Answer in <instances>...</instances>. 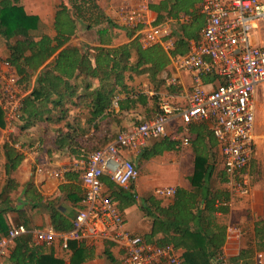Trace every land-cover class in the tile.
Instances as JSON below:
<instances>
[{
	"label": "crops",
	"instance_id": "1",
	"mask_svg": "<svg viewBox=\"0 0 264 264\" xmlns=\"http://www.w3.org/2000/svg\"><path fill=\"white\" fill-rule=\"evenodd\" d=\"M21 1L23 3V0H19L18 4L20 5L18 6H21L29 16L38 18L39 22L30 34L39 37L40 35H35L34 32L41 26L42 17L34 11L30 12V10L25 9ZM133 1L138 0H95L97 13L102 21L90 28H88V22H78L75 35L51 56L46 64L51 63L62 49H77L83 53L101 47L100 33H103L102 39L107 41L108 47H118L135 40L139 41L141 29L132 30L125 27L118 16L121 5L130 4ZM141 1H144L148 8L146 14L148 27H167L171 31L174 41V37L180 36L181 27L190 26V28L195 29L194 37L198 38L205 22L204 15L198 9V0ZM66 2L67 0H62L56 6L55 12L52 13L50 17L52 27L55 13L60 5L67 4ZM92 30H94L93 36L88 35V32ZM47 35L51 38L55 36L53 28L52 33ZM194 37L188 43L194 41L196 39ZM165 52L168 62L157 74L152 76L148 72L141 74L126 72L123 80L126 88L114 98L113 110L111 112L106 111L94 120L89 114V108L85 109L84 107L86 102L83 95L93 92L99 86L98 81L89 78L83 79L81 76H77V73L74 75L75 78L71 80V84L76 88L79 99L73 98L76 105H68L64 120L51 124L42 120L26 132L20 133L17 127L20 125L18 121L12 127H8L3 118V125L0 126V194L5 188L8 178L13 182L8 189L10 210L2 215L7 232L10 228L19 224L22 225V223L26 224L31 233L52 228L51 215H56L60 220L69 223L83 208V188L79 176L82 169L81 164L85 158H75V156L70 155V147H74H68L70 139L73 140V143L76 141L77 144H81L83 150L94 147L108 137L114 139L119 132L144 123L157 113L158 109L150 100L153 96H158L159 100L168 98L180 108L186 105V95L191 87L190 74L175 70L172 66L173 57L169 51ZM7 55L6 42L0 38V61H6ZM130 61L131 63L135 61V54L131 55ZM12 71L16 74L13 68ZM39 71L31 76L28 88L21 87L24 97L30 93ZM170 78L178 79L179 85L175 87L167 85ZM218 82L219 80L214 76L202 78L203 88L206 91L212 90ZM22 85L24 84L22 83ZM117 90L119 91V88ZM135 94L146 96V105L136 104L128 111L119 112L116 101L124 99L125 95L134 99ZM58 112L56 110L55 113ZM181 127L179 119L177 117L172 118L165 127L166 137L147 140L140 153L121 152V156L132 161L138 169L137 179L130 185V190L126 192L130 196L131 203L125 198H121L118 193L121 188L106 175L102 176L107 181V183L102 181V193L109 196L114 202L124 220L126 230L151 244H161L173 237L177 238V235L173 234V230L166 227L168 232L158 231L154 234L151 232L153 219L157 216L151 199L158 202L162 209L171 208L176 200L175 196H156L154 193L156 188L169 186L174 187L177 194L180 192L182 195H193L199 191L200 196L205 192L208 193V197L216 196L213 202V207L216 209L214 211V223L225 229V240L221 253L224 255L226 263L254 264L255 254L264 252V184H254L250 176L249 195L240 197L231 194L228 188V177L223 170L222 162L219 169H215V165L211 162L212 152L217 151L220 155L218 144L212 135L211 123L202 121L189 125L187 132L189 144L187 146H183L181 141L171 139L172 135L181 131ZM59 130H61L60 134L58 133ZM58 137L65 138L66 144L61 150H58L54 145V139ZM256 137L255 135V143ZM10 138L15 141L14 146L23 158L19 166L7 176L4 171L5 156L2 145L5 142L10 144ZM153 152L155 154L150 155ZM197 157H203L207 160V175L204 174L202 180L193 178ZM251 161L247 166L248 172H250ZM39 168L44 170L38 172ZM60 169L66 170L62 179L48 176L45 172L46 170L57 171ZM206 176L208 178H205ZM225 178L226 181H224ZM200 196L197 197L196 212L202 211L203 217H205L203 212L205 202L200 199ZM1 201L2 199H0V204ZM162 220L167 225L170 223L166 218ZM190 226L194 227L195 225L191 223ZM229 227L237 229V239H229L227 234ZM56 233V238L50 245L37 244L32 238V246L30 247L36 255L52 254L63 264L120 263L122 251L111 241L90 239H82L81 242L69 241L67 249H63L60 233L64 232ZM5 235H0V237ZM13 247L14 243L10 246L1 264H13L8 259ZM175 249L183 260L184 250ZM110 258L113 262L109 260ZM214 264H218L216 259Z\"/></svg>",
	"mask_w": 264,
	"mask_h": 264
},
{
	"label": "built area",
	"instance_id": "2",
	"mask_svg": "<svg viewBox=\"0 0 264 264\" xmlns=\"http://www.w3.org/2000/svg\"><path fill=\"white\" fill-rule=\"evenodd\" d=\"M197 5L205 17L199 36L188 43L186 54L172 58L174 69L191 77L186 105L180 108L168 98L160 99L158 112L151 119L119 132L111 143L83 160L79 176L83 208L71 220V229L60 233L63 249H67L69 241L104 240L122 251L119 264H185L172 245L146 243L127 231L114 202L102 193L101 182L106 175L119 188L129 191L138 169L121 152L140 153L147 140L166 137L165 127L175 117L182 127L171 139L181 141L183 146L189 144V125L211 123L230 193L249 195L247 166L256 150L257 88L264 85V0H198ZM147 11L145 2L138 0L121 5L118 16L125 27L141 29L142 48L160 45L165 51L172 50L171 31L163 26L148 27ZM206 76L219 80L210 91L203 88L202 78ZM167 85L175 87L179 81L170 78ZM23 98L18 77L6 61H0V109L8 127L18 121ZM43 170L39 168L38 172ZM65 171L45 172L62 179ZM154 193L158 197H173L176 189L159 187ZM26 233V228L19 224L0 237V264L14 240ZM31 234L35 243L50 245L57 233L50 227ZM227 234L231 240L238 237L235 227H229ZM215 259L218 264H227L222 253ZM254 264H264V252L255 254Z\"/></svg>",
	"mask_w": 264,
	"mask_h": 264
},
{
	"label": "trees",
	"instance_id": "3",
	"mask_svg": "<svg viewBox=\"0 0 264 264\" xmlns=\"http://www.w3.org/2000/svg\"><path fill=\"white\" fill-rule=\"evenodd\" d=\"M18 2L19 0H0V38L6 42L8 50L6 62L16 71L19 77V85L25 89L28 88L31 76L42 68L37 74L30 93L22 100L18 117L20 133L26 132L42 120L51 124L65 119L68 105H76L73 98L79 99L76 88L71 84L76 73L83 79L89 78L98 81L99 86L93 92L83 95L86 102L84 107L85 109L89 108V114L94 120L106 111L111 112L113 110L114 98L126 88L123 82L126 72L136 74L148 72L153 76L160 72L168 62L166 52L159 45L142 48L139 41L135 40L118 47H108L107 41L102 39L103 33H100L101 47L83 53L77 49H62L51 63L46 64L48 59L75 35L78 22L86 21L88 28H90L102 21L97 13L95 0H67V4L60 5L53 19L52 28L55 32L53 38L45 33H41L39 37L30 34L39 20L35 16L26 14L23 8L18 6ZM180 31V36L177 38L173 36V48L169 51L172 57L184 55L187 51L188 41L195 36V29L190 28V26L181 27ZM19 35H27V37L25 36L26 39L23 41ZM132 54H135L133 63L130 61ZM134 96L132 99L129 95H125L124 99L116 101L119 112L128 111L136 104L146 105V96L141 94ZM150 100L158 109V96H153ZM56 110L59 111L57 114L55 113ZM3 121V113L0 109V126L3 125ZM60 131H58L59 134ZM10 140V144L5 142L2 145L5 156L4 171L7 176L19 166L23 158L14 146L15 141L11 138ZM113 140L108 137L94 147L83 150L81 144H77L76 141L73 143V140L70 139L68 147H74H70L69 153L75 158L86 159L91 153L105 147ZM65 144L64 137L54 139V145L58 150H61ZM78 145L79 147L75 148ZM152 154L155 153L150 155ZM206 161L203 157L195 159L193 178L202 180L203 175H207ZM226 180L225 178L224 181ZM102 181L107 183L105 177H101ZM11 183H13L12 180L8 178L6 186L0 194V199H2L0 204V235L7 233L2 215L10 210L8 189ZM126 192L128 191L119 189L118 193L121 198H125L131 203L130 196ZM201 195L199 191L193 195L176 193L175 203L169 209L160 208L158 202L151 199L154 211L157 212V216L153 219L151 232L153 234L158 231L168 232L166 229L168 228L169 230L172 229L173 234H176L178 238L173 237L169 241L156 245L171 244L175 248L184 250L182 257L185 264H214L216 256L221 253L225 240L224 227L214 223V211L216 209L213 207V202L216 196L208 197L206 192ZM198 196L205 202V209L203 210L205 217H203L202 211L196 212ZM148 214L150 215V212ZM161 218H166L170 223L167 225ZM191 223L195 226H190ZM22 225L27 231L29 230L25 223ZM51 225L56 232H67L72 227L71 221L69 223L62 221L56 215H51ZM13 243L14 247L8 258L13 264H63L52 254L36 255L30 247L32 246L30 231L16 238ZM109 260L113 262L111 258Z\"/></svg>",
	"mask_w": 264,
	"mask_h": 264
},
{
	"label": "rangeland",
	"instance_id": "4",
	"mask_svg": "<svg viewBox=\"0 0 264 264\" xmlns=\"http://www.w3.org/2000/svg\"><path fill=\"white\" fill-rule=\"evenodd\" d=\"M60 2H62V0H23V3L21 1V4H24L23 7L25 9L30 10V12L34 11V13H38V15L42 17V24L39 29L34 32L35 35H40L41 33H52L50 17L52 16V13L55 12V8ZM93 33L94 30L89 31L88 35L93 36ZM25 36L27 37V35ZM25 36L19 35V38L24 41L26 39ZM256 102V151L254 158L250 163L249 174L254 184L261 183L262 185L264 184V85H260L257 88ZM211 162L213 163V165H215V169H219L221 165V158L217 151L212 152Z\"/></svg>",
	"mask_w": 264,
	"mask_h": 264
}]
</instances>
